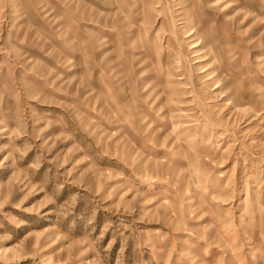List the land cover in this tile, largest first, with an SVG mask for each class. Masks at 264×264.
Returning <instances> with one entry per match:
<instances>
[{
    "label": "rangeland",
    "instance_id": "obj_1",
    "mask_svg": "<svg viewBox=\"0 0 264 264\" xmlns=\"http://www.w3.org/2000/svg\"><path fill=\"white\" fill-rule=\"evenodd\" d=\"M0 264H264V0H0Z\"/></svg>",
    "mask_w": 264,
    "mask_h": 264
},
{
    "label": "bare ground",
    "instance_id": "obj_2",
    "mask_svg": "<svg viewBox=\"0 0 264 264\" xmlns=\"http://www.w3.org/2000/svg\"><path fill=\"white\" fill-rule=\"evenodd\" d=\"M163 60V59H162ZM164 63V62H163Z\"/></svg>",
    "mask_w": 264,
    "mask_h": 264
}]
</instances>
